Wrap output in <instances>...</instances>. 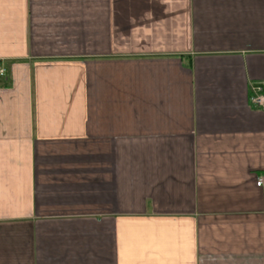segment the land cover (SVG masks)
I'll list each match as a JSON object with an SVG mask.
<instances>
[{
    "label": "crops",
    "instance_id": "0c3cea01",
    "mask_svg": "<svg viewBox=\"0 0 264 264\" xmlns=\"http://www.w3.org/2000/svg\"><path fill=\"white\" fill-rule=\"evenodd\" d=\"M0 264H264V0H0Z\"/></svg>",
    "mask_w": 264,
    "mask_h": 264
},
{
    "label": "built area",
    "instance_id": "2783aa9c",
    "mask_svg": "<svg viewBox=\"0 0 264 264\" xmlns=\"http://www.w3.org/2000/svg\"><path fill=\"white\" fill-rule=\"evenodd\" d=\"M4 74L5 70L3 68H0V76ZM249 100L257 108L264 110V89L261 87H254L249 96ZM263 181L264 178L262 176H259L255 181V185L260 187L261 185H263Z\"/></svg>",
    "mask_w": 264,
    "mask_h": 264
}]
</instances>
